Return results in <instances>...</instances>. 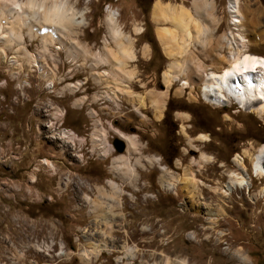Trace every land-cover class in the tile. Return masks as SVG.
Segmentation results:
<instances>
[{
  "label": "rangeland",
  "instance_id": "rangeland-1",
  "mask_svg": "<svg viewBox=\"0 0 264 264\" xmlns=\"http://www.w3.org/2000/svg\"><path fill=\"white\" fill-rule=\"evenodd\" d=\"M57 1L75 17L60 29L18 22L0 0V264H264V176L252 166L264 114L201 89L229 61L225 35L264 55V41L243 42L261 35L264 14L246 29L230 0H162L208 28L175 59L158 37V0ZM240 2L246 16L264 11V0ZM237 156L247 185L228 190Z\"/></svg>",
  "mask_w": 264,
  "mask_h": 264
},
{
  "label": "bare ground",
  "instance_id": "bare-ground-1",
  "mask_svg": "<svg viewBox=\"0 0 264 264\" xmlns=\"http://www.w3.org/2000/svg\"><path fill=\"white\" fill-rule=\"evenodd\" d=\"M240 3V0H230V10L234 13L235 24L243 25L242 27L246 29L249 26L256 27L261 25L262 23L260 22L261 18L259 15H261V13L264 14V11L262 9L260 10L258 7L257 9H253L249 6V10L246 9V12L248 11L249 15L246 16L244 14L245 12H242L244 10L241 9ZM196 7H198L197 4ZM3 8L13 9L17 12L18 16L16 17V21L18 22L22 18L21 20L25 19L24 22L26 23V19L31 17L32 21L52 24L56 26L55 28L59 27V29L60 27L67 26L69 23L72 24V18L74 17V14L67 12L63 5L57 0H54V2L52 1L50 4L47 3L46 0H27L23 2H20L19 0L14 2L12 0H4ZM257 11L258 15L256 13ZM153 18L160 25L158 28V37L163 45L165 53L175 59H178L185 49L193 45V43L199 42L202 37H205L203 34H206L208 30V28L199 21L197 15L192 9L182 3L175 4L158 0L153 9ZM4 19V16L1 15L0 20L3 21ZM168 22H171L172 26L165 25ZM48 30L49 29H47V32H52L53 34L56 33L55 29ZM0 31L3 32L1 28ZM257 31L262 32L261 35ZM252 32H257L259 36L256 35L254 39L253 37L251 39L248 36L244 37L241 35L243 36V42L249 41L250 44H254L255 42L259 43V41H264V29H253ZM11 34L13 35V32H11L10 35ZM6 35L7 34L3 35V37ZM10 35L8 34V36ZM229 37L227 35L223 37L227 43L229 61L219 72L211 71L207 73L206 80L201 88L204 98L214 104H222L224 101L232 98L241 108L245 110H253L258 114L263 115L264 55L250 51L249 45L241 42L242 38H238V40L236 39L235 41V39ZM120 53L125 58L133 59L134 57L132 48L127 47V44L126 46H121ZM118 61L124 63V60L121 58L118 59ZM177 64L178 60H175L165 72V79L169 83L180 78V74L174 71ZM114 91L117 92V90ZM153 107L156 110V115L161 117L163 115L164 103H161L160 100L159 102L155 100L153 102ZM122 135L126 137V135ZM200 135L201 139L208 140L206 134ZM126 138V140L130 142V138ZM252 155V166L255 175L260 177L264 176V146L259 148L258 151ZM210 159L212 158L210 157L208 160ZM235 162H237L242 169V172L240 174L232 173L227 185L228 190L247 185L248 177L246 169L243 167L245 165H243L242 157L237 156ZM121 167L124 168L122 165H116L115 169ZM180 179L182 180L185 189L190 190V186L193 183V177L188 169H185V172ZM163 184L167 188H173L175 183L170 182ZM103 244L104 247H107V243ZM100 245L101 244L96 246L97 251H99V248L101 247Z\"/></svg>",
  "mask_w": 264,
  "mask_h": 264
},
{
  "label": "water",
  "instance_id": "water-1",
  "mask_svg": "<svg viewBox=\"0 0 264 264\" xmlns=\"http://www.w3.org/2000/svg\"><path fill=\"white\" fill-rule=\"evenodd\" d=\"M113 146L118 152H122L125 149V142L122 138H115L113 141Z\"/></svg>",
  "mask_w": 264,
  "mask_h": 264
},
{
  "label": "crops",
  "instance_id": "crops-1",
  "mask_svg": "<svg viewBox=\"0 0 264 264\" xmlns=\"http://www.w3.org/2000/svg\"><path fill=\"white\" fill-rule=\"evenodd\" d=\"M154 38H155V40H156V42H157V44H158V47H159V49H160V52H161V50H162V47H161V45H160V42H159V40L157 39V36H155V34H154ZM162 52H163V50H162ZM164 53V52H163ZM217 63H221L218 59H217V61H216ZM219 64H216V66H218ZM215 66V67H216Z\"/></svg>",
  "mask_w": 264,
  "mask_h": 264
},
{
  "label": "trees",
  "instance_id": "trees-1",
  "mask_svg": "<svg viewBox=\"0 0 264 264\" xmlns=\"http://www.w3.org/2000/svg\"><path fill=\"white\" fill-rule=\"evenodd\" d=\"M155 40V39H154ZM156 42V41H155ZM156 44H157V42H156ZM157 46H158V44H157ZM159 48V47H158Z\"/></svg>",
  "mask_w": 264,
  "mask_h": 264
}]
</instances>
